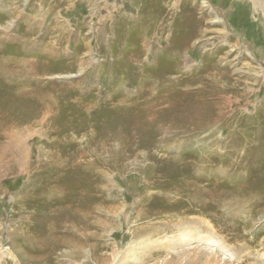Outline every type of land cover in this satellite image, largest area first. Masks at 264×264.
Listing matches in <instances>:
<instances>
[{"label": "rangeland", "instance_id": "374dc122", "mask_svg": "<svg viewBox=\"0 0 264 264\" xmlns=\"http://www.w3.org/2000/svg\"><path fill=\"white\" fill-rule=\"evenodd\" d=\"M0 264H264V0H0Z\"/></svg>", "mask_w": 264, "mask_h": 264}, {"label": "bare ground", "instance_id": "6f19581e", "mask_svg": "<svg viewBox=\"0 0 264 264\" xmlns=\"http://www.w3.org/2000/svg\"><path fill=\"white\" fill-rule=\"evenodd\" d=\"M202 2H205V0H202ZM166 134H167V132H166ZM168 136V135H167Z\"/></svg>", "mask_w": 264, "mask_h": 264}]
</instances>
